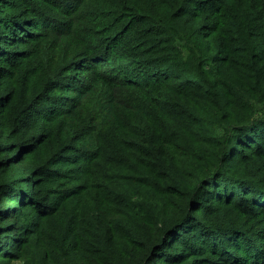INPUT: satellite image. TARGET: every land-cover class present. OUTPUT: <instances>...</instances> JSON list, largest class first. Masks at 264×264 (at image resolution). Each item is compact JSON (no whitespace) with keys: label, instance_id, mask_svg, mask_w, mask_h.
I'll return each instance as SVG.
<instances>
[{"label":"trees","instance_id":"trees-1","mask_svg":"<svg viewBox=\"0 0 264 264\" xmlns=\"http://www.w3.org/2000/svg\"><path fill=\"white\" fill-rule=\"evenodd\" d=\"M0 264H264V0H0Z\"/></svg>","mask_w":264,"mask_h":264}]
</instances>
